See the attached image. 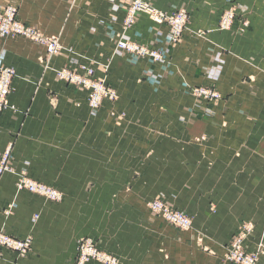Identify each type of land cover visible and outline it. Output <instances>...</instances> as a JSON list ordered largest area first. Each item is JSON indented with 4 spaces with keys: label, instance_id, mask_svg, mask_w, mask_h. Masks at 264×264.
<instances>
[{
    "label": "crops",
    "instance_id": "obj_1",
    "mask_svg": "<svg viewBox=\"0 0 264 264\" xmlns=\"http://www.w3.org/2000/svg\"><path fill=\"white\" fill-rule=\"evenodd\" d=\"M132 1L0 0V11L15 7L21 23L58 36L64 48L43 65L42 46L0 40V65L16 71L14 112L0 115V152L11 144L16 171L66 193L49 202L16 193L13 175L1 179L0 230L31 238L32 247L19 259L3 252L0 264H74L84 233L119 264H226L225 246L244 223L253 225L245 249H260L257 264H264V0H149L156 10L186 13L176 45L145 14L122 33ZM228 9L234 24L218 31ZM121 36L167 49L168 58L155 64L115 52ZM83 64L117 91L115 103L91 113L86 93L52 71ZM192 87L214 88L222 98L197 100ZM145 187L165 191L192 217L193 230L170 231L175 240L163 244L155 217L149 225L136 211L128 216L141 196L127 197Z\"/></svg>",
    "mask_w": 264,
    "mask_h": 264
},
{
    "label": "built area",
    "instance_id": "obj_2",
    "mask_svg": "<svg viewBox=\"0 0 264 264\" xmlns=\"http://www.w3.org/2000/svg\"><path fill=\"white\" fill-rule=\"evenodd\" d=\"M139 13H147L156 24L166 25L169 28L168 41L171 43L179 41L187 23V16L184 11L168 14L154 10L149 5L148 0H133L126 12L127 18H125L122 26L123 33L133 26L135 17ZM234 18L232 9L224 12L221 17L222 23L221 25L219 24V29H229L233 25ZM8 37H21L31 42L40 43L46 49L47 53L45 56L47 59L58 55L63 50L57 37L45 35L44 33H40L39 30L19 22L16 19V9L12 6H8L0 11V38L5 39ZM128 42L127 40L120 41L118 48L135 53L137 57H146V51L143 46L131 45ZM68 51L74 54L72 50L69 49ZM150 56L154 58L152 60L157 61L158 56L153 53H150ZM162 61L164 62L163 58ZM79 67L81 69L80 73L79 70L71 71L69 68H63L59 71L55 70V74L58 80L87 90L89 93L87 100L91 108V113L98 111L104 100L109 102L117 100L116 93L111 88L101 82L94 83L90 80L94 74L91 67L87 65H80ZM15 76V72L11 68L4 67L3 65L0 66V114L9 108L7 98H9L12 92V84ZM194 93V95H199V98L203 97L201 99H208L209 101L220 98V95L212 89L197 88L194 90ZM10 109L12 108L10 107ZM10 153L11 150L0 153V179L5 173L13 172L11 167H9ZM16 191H27L51 202H59L62 199V194L56 189L38 184L28 179L24 174L16 182ZM149 208L154 213L161 215L171 226L181 229H188L191 226L190 219L184 213L171 210L161 202H151ZM252 229L251 224H243L239 231L231 238L226 249V259L228 261L234 264H256L258 256L261 253L260 249L252 253H247L244 249L245 238L252 232ZM30 245V238L20 240L0 233V249L9 250L10 252L18 254L20 257H24L30 250ZM90 260H95L102 264H115V260L102 254L91 240H82L77 249L75 264H85Z\"/></svg>",
    "mask_w": 264,
    "mask_h": 264
},
{
    "label": "rangeland",
    "instance_id": "obj_3",
    "mask_svg": "<svg viewBox=\"0 0 264 264\" xmlns=\"http://www.w3.org/2000/svg\"><path fill=\"white\" fill-rule=\"evenodd\" d=\"M133 2V1H132ZM131 2V3H132ZM148 2H149V0H148ZM131 5V4H130ZM150 5V4H149ZM13 7V6H12ZM15 8V7H14ZM129 8V7H128ZM153 8V7H152ZM16 9V8H15ZM128 10V9H127ZM228 10H230V9H228ZM158 11H160V10H158ZM177 12V11H176ZM17 13V12H16ZM164 13H168V14H171V13H169V12H166V11H164ZM173 13V12H172ZM139 14H143V13H139ZM147 16V15H146ZM187 16V15H186ZM223 16V14L221 15V17ZM148 17V16H147ZM221 17H220V19H221ZM234 17H236L235 15H234ZM125 18H127V15L125 14V17H124V19ZM16 19H17V17H16ZM123 19V20H124ZM18 20V19H17ZM135 20H136V17H135ZM19 21V20H18ZM221 21V20H220ZM234 21H235V18H234ZM20 22V21H19ZM122 23H123V21H122ZM135 23V22H134ZM187 23H188V18H187ZM187 23H186V26H185V29H184V31L186 30V28H187ZM220 23V22H219ZM233 24H234V22H233ZM134 25V24H133ZM27 26V25H26ZM122 26H123V24H122ZM166 26V25H165ZM30 27V26H29ZM167 27V26H166ZM122 28V27H121ZM132 28V27H131ZM131 28H128L127 30H125L126 32L127 31H129ZM36 29V28H35ZM167 32L169 31V28L167 27ZM230 29H231V27H230ZM38 30V29H37ZM184 31L182 32V35H183V33H184ZM218 31H229V30H220L219 29V25H218ZM122 32V31H121ZM40 33H43V32H41L40 31ZM123 33V32H122ZM125 33V32H124ZM182 35H181V37H182ZM48 36H56V35H48ZM56 37H58V36H56ZM122 38H123V36H121ZM8 38H10V37H8ZM8 38H5V39H8ZM12 38H21V37H12ZM59 38V37H58ZM120 38V37H119ZM118 38V39H119ZM4 38H0V40H3ZM22 39H25V38H22ZM118 39L116 40V42L118 41ZM124 39V38H123ZM181 39V38H180ZM179 39V40H180ZM25 40H28V39H25ZM126 40V39H125ZM29 41V40H28ZM128 41V40H127ZM164 41L167 43V44H170V43H168L167 42V40L165 39V36H164ZM179 42V41H178ZM178 42H176V43H173V44H170V45H176ZM33 43H35V42H33ZM59 43H60V40H59ZM129 43H132V44H136V45H139V46H143V47H147L146 45H143V44H140V43H137V42H133V41H129ZM35 44H38V43H35ZM38 45H40V44H38ZM61 45V44H60ZM40 46H42V45H40ZM43 47V46H42ZM62 47V46H61ZM115 47H116V43H115V46H114V51L115 52H121V53H124L125 55H127V56H130V57H134V58H136V59H147L148 61H150V62H152V63H154L155 61L154 60H152V59H154V58H151V59H148V58H146V57H137V55L136 54H134V53H129V52H126V51H116L115 50ZM44 48V47H43ZM149 48V47H148ZM62 52L64 51V48L62 47ZM150 49V51H158L157 53H164L165 52V50H167V49H165V50H156V49H152V48H149ZM44 50H45V48H44ZM69 50V49H68ZM61 52V53H62ZM69 54H72L71 52H69V51H67ZM60 54V53H59ZM58 54V55H59ZM169 54V53H168ZM73 55V54H72ZM53 57H55V56H53ZM52 58V57H51ZM166 58H168V55L166 56V57H163V60H164V62L166 61ZM50 59V58H49ZM49 59H47L46 58V56L44 57V58H42V63H43V65L45 64H47V62H48V60ZM162 58H161V60H159L158 61V63H161V64H163L164 62L162 61ZM156 64V63H155ZM84 65V64H83ZM0 66H2V65H0ZM48 66V65H47ZM80 66V65H79ZM78 66V70H79V73L81 72V69H80V67ZM87 66H89V67H91V69L93 70V72H94V74H95V69H94V66H92V65H87ZM4 67H6V66H4ZM7 68H11V67H7ZM45 68H46V66H45ZM63 68H66V67H62V68H59V69H52V71L54 72V74H55V70H57V71H59V70H61V69H63ZM13 69V68H12ZM14 70V69H13ZM69 70H73V69H69ZM78 70H74V71H78ZM15 71V70H14ZM16 72V71H15ZM94 74H93V76H92V78H90V80L92 81V82H94V83H99V82H101V83H103L105 86H107V87H109V88H111L115 93H116V96H117V100H118V94H117V91L113 88V87H111L110 85H108L107 83H106V81L105 80H95V78H94ZM55 76H56V74H55ZM16 77V76H15ZM56 78H57V76H56ZM58 79V78H57ZM58 81H60V80H58ZM60 82H64V81H60ZM63 84H65L66 86H68L69 84H67V83H63ZM70 86H72V87H75V88H77V89H80V90H82V91H84L85 93H86V95H87V97H88V95H89V93L87 92V90H85V89H83V88H79V87H76L75 85H70ZM197 88H205V89H207V90H210V89H212V90H214V91H216L217 93H219L216 89H214V88H207V87H192V88H189L188 90H189V92L191 93V89H197ZM89 91V90H88ZM11 94V93H10ZM192 95V94H191ZM193 96V95H192ZM199 96V95H198ZM194 97V96H193ZM220 97H221V95H220ZM199 98V97H198ZM200 98H203V97H200ZM222 98V97H221ZM116 100V101H117ZM218 99H216V100H212V101H207L206 103H210V102H213V101H217ZM220 100V99H219ZM116 101H114V102H109V101H106V100H104L103 102H102V104H101V107H102V105H104L105 103H115ZM203 101V100H202ZM8 104H9V108L7 109V111H5V112H14V107L10 104V101H9V98H8ZM86 105L88 106V108L89 109H91L90 107H89V102H88V100L86 99ZM10 107L12 108V109H10ZM100 107V108H101ZM88 109V110H89ZM89 111H91V110H89ZM5 112H3V113H5ZM3 113H1L0 115H2ZM7 150H11V153H10V161H11V155H12V146H11V144H9L2 152H0V153H3V152H5V151H7ZM9 167H11V169L13 170V172L12 173H5L2 177H1V179L5 176V175H13V176H15V178H16V181H15V192L16 193H21V192H26V193H29V192H27V191H21V192H17L16 191V182L18 181V179L21 177V176H23V174L28 178V179H30V180H32V181H34V182H36V183H38V184H43V185H45V186H47V187H51V188H53L54 186H51V185H49V184H45V183H42V182H37L36 180H34L33 178H31L30 176H28V174L25 172V171H16V169L11 165V164H9ZM1 179H0V181H1ZM129 189H131L132 187H128ZM146 189H143V193H142V191L141 192H139V191H137V194H135L134 196H128L127 198H128V200H134L135 198H138L139 196H141V205L140 206H138L137 207V210H136V208H134V209H131V207H129L128 206V209H127V215L128 216H134V214H135V211H136V214L137 215H141V216H144V217H146V219H145V221L146 222H148L149 223V220H148V217H150V216H153V217H155L158 221H159V231L160 232H158V233H160V235H161V237H160V239H163V244H165L166 243V240H171V239H173V240H175V238H171V236L170 235H168L169 233L168 232H170V231H178V232H190V231H192L193 230V228H194V226H193V221H192V217H190L188 214H186L185 212H183L181 209H179V208H177L176 207V205L174 204V201L172 200V199H170L169 200V198H168V196H167V194H166V192L165 191H163V190H159L158 191V189H150V187H145ZM155 188H162V187H155ZM53 189H55V188H53ZM57 190V189H56ZM137 190H138V188H137ZM57 191H59V190H57ZM61 194H62V199H61V201H63L64 199H65V197H66V193L65 192H63V191H59ZM132 192H133V190H132ZM131 192V193H132ZM158 192V193H157ZM29 194H31V193H29ZM31 195H34V196H36V197H39V198H41V199H44V198H42V197H40V196H38V195H35V194H31ZM45 200V199H44ZM47 201V200H46ZM61 201H59V202H61ZM154 201H158V202H161L164 206H166L167 208H169V209H171V210H174V211H179V212H182V213H184L189 219H190V221H191V226L188 228V229H181V228H176V227H174V226H171V225H169L168 224V222H166L163 218H162V216L161 215H159V214H156V213H154L150 208H149V204L151 203V202H154ZM49 202H51V201H49ZM54 203H58V202H54ZM10 207H11V209H10ZM13 209H14V204H7L3 209H2V213H4L5 215H10L11 213H12V211H13ZM37 219V217H35V220ZM244 224H251V223H244ZM149 225H150V223H149ZM252 225V224H251ZM243 226V224L242 225H240V227H242ZM145 227V226H144ZM147 227H148V229H150L151 227L150 226H148L147 225ZM240 227H239V229H240ZM252 227H253V225H252ZM239 229L237 230V232L239 231ZM236 232V233H237ZM0 233L1 234H3V235H6V236H9L10 237V235H7V234H5L3 231H1L0 230ZM235 233V234H236ZM252 233V232H251ZM250 233V234H251ZM235 234H233L232 236H231V238L235 235ZM248 237H249V235H248ZM247 237V238H248ZM13 238V237H12ZM27 238H29V237H26V238H23V239H27ZM231 238L229 239V241L231 240ZM247 238H245V241H246V239ZM86 239H88V240H91L94 244H95V246H96V248L102 253V254H105V255H107V256H109L110 258H112V259H114L115 260V264H119V262H118V257L114 254V253H112L111 251H108L107 249H104L102 246H101V244H100V241H98V239L95 237V236H93L91 233H84V234H82V235H80V237L77 239V241H76V250H75V257H74V264L76 263V254H77V249H78V246H79V243L82 241V240H86ZM20 240H21V238H20ZM30 240H31V245H30V250L28 251V253L26 254V255H24V257H26L29 253H30V251H31V247H32V239L30 238ZM172 241V240H171ZM229 241H228V243L226 244V246H225V254H224V262H226V264H234V263H232V262H230V261H228L227 259H226V249H227V245L229 244ZM245 241H244V249H245ZM159 242H161L160 240H159ZM245 251H246V249H245ZM257 251V250H256ZM261 251V250H260ZM3 252H10L9 250H5V249H0V258L3 256ZM247 253H252V252H248V251H246ZM253 252H255V251H253ZM11 253H13V254H15V256L18 258V257H20L18 254H16V253H14V252H11ZM261 255H262V253H260L259 254V256H258V260H257V262H256V264L258 263V261H259V258L261 257ZM21 258V257H20ZM19 259V258H18ZM90 262H95V263H97V264H102V263H100V262H97V261H95V260H90L89 262H87V263H85V264H88V263H90Z\"/></svg>",
    "mask_w": 264,
    "mask_h": 264
},
{
    "label": "bare ground",
    "instance_id": "obj_4",
    "mask_svg": "<svg viewBox=\"0 0 264 264\" xmlns=\"http://www.w3.org/2000/svg\"><path fill=\"white\" fill-rule=\"evenodd\" d=\"M154 10H156V9H154ZM158 11V10H157ZM127 12V11H126ZM162 12H164V11H162ZM226 12V11H225ZM232 13H233V15H235L234 14V11L232 10ZM143 14H145V15H147L148 16V18L151 20V16H149L147 13H143ZM138 15V14H137ZM136 15V16H137ZM125 20V19H124ZM124 20H123V23H124ZM152 21V20H151ZM153 23H155L154 21H152ZM122 23V24H123ZM221 23H222V19H221V21H220V25H221ZM156 24V23H155ZM243 24V26L244 27H247V25H248V23L245 21V22H243L242 23ZM158 25V24H157ZM232 26V25H231ZM230 29V28H229ZM229 29H225V30H229ZM168 35H169V31L166 33V35H165V39L167 40V42L168 43H170V44H173V43H171V42H169L168 41ZM56 37V36H55ZM10 38H12V37H10ZM58 38V37H57ZM59 39V38H58ZM125 41L122 37H120L119 39H118V41L116 42V47H115V50L116 51H125V50H122V49H119L118 48V43L120 42V41ZM30 41V40H29ZM31 42V41H30ZM59 42V41H58ZM37 43V42H36ZM129 43V42H128ZM38 44H40V43H38ZM60 44V43H59ZM129 44H131V45H134V44H132V43H129ZM41 45V44H40ZM44 47V46H43ZM45 48V47H44ZM144 50L146 51V54H145V56H146V58H148V59H151L152 57L150 56V53H153V54H155L156 56H158V59H156L157 61H155L154 63H158V61L159 60H161V58H163V57H166L167 55H168V53H169V51L168 50H165V52L164 53H157L158 51H150V49L148 48V47H144ZM126 52H128V51H126ZM148 52V53H147ZM46 49H45V55H46ZM129 53H132V52H129ZM135 54V53H134ZM12 69V68H11ZM13 70V69H12ZM14 71V70H13ZM15 72V71H14ZM15 75H16V72H15ZM202 89H205V88H202ZM194 93V89H191V94L194 96V98H196L197 100H200V101H202L203 100V102H207L208 101V99H201V98H198L199 96H197V95H194L193 94ZM219 95H220V93H218ZM205 97V96H204ZM8 99V98H7ZM219 99H221V97L219 98ZM218 99V100H219ZM252 231H253V229H252ZM250 235V234H249Z\"/></svg>",
    "mask_w": 264,
    "mask_h": 264
}]
</instances>
